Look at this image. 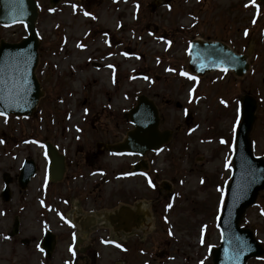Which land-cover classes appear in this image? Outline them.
I'll use <instances>...</instances> for the list:
<instances>
[{
    "label": "rangeland",
    "instance_id": "374dc122",
    "mask_svg": "<svg viewBox=\"0 0 264 264\" xmlns=\"http://www.w3.org/2000/svg\"><path fill=\"white\" fill-rule=\"evenodd\" d=\"M52 1L37 0L42 43L37 75L45 97L30 119L0 116V264H213L210 252L222 240L217 220L232 175L244 95L259 103L251 137L255 155L264 158V4ZM26 35L22 25L0 27V40L17 42ZM197 38L251 52L248 75H192L188 51ZM142 95L159 108L160 131H172V138L146 156L148 171L134 174L140 157L97 145L125 139L133 126L124 115ZM44 141L66 155L61 183L48 181ZM26 159L38 171L22 190L18 175ZM4 173L12 177L8 203L1 196ZM122 205H142L151 213L144 228L118 235L103 223L101 214ZM89 216L97 218V229L105 228L81 232L94 245L92 255L78 256L68 232ZM16 220L20 230L14 235ZM242 226L264 247V191ZM47 230L57 236L50 259L40 248ZM247 264H264V256Z\"/></svg>",
    "mask_w": 264,
    "mask_h": 264
},
{
    "label": "water",
    "instance_id": "95a60500",
    "mask_svg": "<svg viewBox=\"0 0 264 264\" xmlns=\"http://www.w3.org/2000/svg\"><path fill=\"white\" fill-rule=\"evenodd\" d=\"M264 1V0H263ZM58 0H54L56 4ZM36 0H0V25L23 23L28 37L19 43H0V114L16 117H31L44 96L36 77L39 64L41 42L36 30L38 19ZM191 72L200 76L219 69L233 71L243 77L249 69L247 55H236L222 43L195 42L189 63ZM242 124L236 137L234 172L227 192V199L219 220L222 231V244L212 251L214 264H247L251 258L262 257L263 247L256 240L253 231L241 228V222L247 209L256 203L257 197L264 190V160L253 153L251 131L256 120L257 102L250 96L242 99ZM134 125L127 134V139L117 145H104L114 152L137 153L144 156L149 151L159 149L171 139L169 131L160 132V118L156 106L145 96L138 99V104L125 115ZM52 160L51 180L60 181L65 171L63 157L48 145ZM146 167L143 162L137 165L140 170ZM36 168L33 161H26L19 183L22 189L27 187ZM6 189L5 201H9L11 179L4 177ZM166 190L169 191L168 188ZM123 219L129 216L127 209L121 210ZM129 219V217H128ZM45 247L49 256L53 249L54 238L47 234Z\"/></svg>",
    "mask_w": 264,
    "mask_h": 264
},
{
    "label": "flooded vegetation",
    "instance_id": "af4514ba",
    "mask_svg": "<svg viewBox=\"0 0 264 264\" xmlns=\"http://www.w3.org/2000/svg\"><path fill=\"white\" fill-rule=\"evenodd\" d=\"M65 206L69 207V203H66L64 204ZM134 211L133 215H134V218L131 222V224H127L125 221H123V219L115 212V210L117 209H114L113 211H111L110 213H103L101 214L103 217V223H107L111 226L112 230L114 233L120 235L121 233H123V230L124 229H127L129 227H133V230L132 231H135V230H139V229H142L144 228V226L146 225L147 221H146V212L145 211H141L139 209H137L136 207H131ZM91 217V216H90ZM92 220V219H91ZM89 222H90V225H89ZM94 225V221H83V220H79V223L76 224V226H74V233L69 231L68 233L71 234L73 233L74 236H75V241L77 242L79 240L80 243H83L84 247L82 248V246L80 248H76L74 249V251L79 255L81 254H85L86 251L89 253V255H92L91 254V249H92V246L94 245V243L92 244H88L87 245V240H85L83 237H81V232L83 235H86V234H94V232H92V227ZM98 226V225H97ZM97 226L94 227L97 229ZM137 227V228H136ZM101 228H105V227H100L98 228L97 230H100ZM124 234V233H123ZM70 239V237H69ZM86 246V247H85ZM87 253V254H88ZM86 254V255H87Z\"/></svg>",
    "mask_w": 264,
    "mask_h": 264
},
{
    "label": "bare ground",
    "instance_id": "6f19581e",
    "mask_svg": "<svg viewBox=\"0 0 264 264\" xmlns=\"http://www.w3.org/2000/svg\"><path fill=\"white\" fill-rule=\"evenodd\" d=\"M93 75H94V73H93Z\"/></svg>",
    "mask_w": 264,
    "mask_h": 264
}]
</instances>
